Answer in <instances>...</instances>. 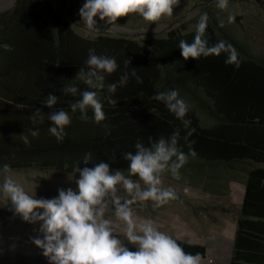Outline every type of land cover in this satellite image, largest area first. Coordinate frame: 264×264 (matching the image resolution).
<instances>
[{
  "label": "trees",
  "instance_id": "obj_1",
  "mask_svg": "<svg viewBox=\"0 0 264 264\" xmlns=\"http://www.w3.org/2000/svg\"><path fill=\"white\" fill-rule=\"evenodd\" d=\"M214 15L203 11L191 33L141 44L101 25L91 29L96 39L82 37L52 0H21L1 13L0 173L45 167L90 175L145 153L194 161L199 173L231 169L239 178L230 171L228 182L246 187L232 262H242L244 251L264 253V58L226 34ZM147 47L166 56V71ZM30 132L35 138L27 141ZM241 164L252 166L238 174ZM156 244L206 259L203 246L171 238Z\"/></svg>",
  "mask_w": 264,
  "mask_h": 264
},
{
  "label": "rangeland",
  "instance_id": "obj_2",
  "mask_svg": "<svg viewBox=\"0 0 264 264\" xmlns=\"http://www.w3.org/2000/svg\"><path fill=\"white\" fill-rule=\"evenodd\" d=\"M18 1L0 0V14ZM242 1L52 0L56 12L82 37L96 39L99 35L91 29L101 25L111 37L141 44L170 32L198 30L203 11L209 9L226 34L264 58V0ZM236 17H240L238 24L232 21ZM147 49L151 60L166 71V56ZM162 77L159 86L165 90ZM185 102L204 126H212L197 101L186 98ZM30 136L35 134L22 137ZM164 162L149 157L140 168L128 171L114 165L107 175L109 168L90 175L43 168L0 175V264H214L215 257L218 263L229 260L233 242L227 240L240 215L243 190L233 189L228 181L230 171L233 178L239 176L220 167L199 173L194 161L179 157ZM251 166L241 164L235 170L241 174ZM160 238L204 246L209 258L207 253L202 261L176 256L157 246Z\"/></svg>",
  "mask_w": 264,
  "mask_h": 264
},
{
  "label": "crops",
  "instance_id": "obj_3",
  "mask_svg": "<svg viewBox=\"0 0 264 264\" xmlns=\"http://www.w3.org/2000/svg\"><path fill=\"white\" fill-rule=\"evenodd\" d=\"M233 184H234L233 189L239 188L240 191L243 190V196H242V204H243L244 196H245V192H246V187L243 184H238V183H233ZM241 207H242V205H241ZM232 228H233L232 234H231L230 238L227 240V241L231 240L233 242V247H232V251H231V258L229 260H228V258H226V259L224 258L223 260H220L223 262L218 263V259L215 257L214 264H232L233 263L232 257H233V253H234V245H235L236 235L238 232L237 224L235 227L232 226ZM241 255H242L241 258L243 259V261L239 262V259H237L233 264H264V263H262L264 261V253H262L261 251H255V250L244 251L241 254H239V256H241ZM207 258H209L208 253H207ZM190 259L194 260V261L200 260L197 258H190ZM200 261H202V260H200Z\"/></svg>",
  "mask_w": 264,
  "mask_h": 264
},
{
  "label": "clouds",
  "instance_id": "obj_4",
  "mask_svg": "<svg viewBox=\"0 0 264 264\" xmlns=\"http://www.w3.org/2000/svg\"><path fill=\"white\" fill-rule=\"evenodd\" d=\"M80 25V24H79ZM90 39H92V38H90ZM32 138H35V137H28V139H27V141H29L30 139H32ZM26 139V138H25ZM149 157H155V158H158V157H156V153H145V154H143L141 157H137V158H135L131 163H129V162H127V161H124V164L122 165V166H117V164L116 163H112L111 165H109V166H106V167H102V168H109V170H108V172L106 173V175L107 174H109V172H111V170H112V168L114 167V165L115 166H117L118 168H125V169H127L128 171H131V170H133V168H140L141 166H143V164L146 162V160H147V158H149ZM169 157H172V156H169ZM173 157H175V156H173ZM180 158V157H179ZM166 159H168V158H166ZM160 160V162H162V163H165L164 161L165 160H161V159H159ZM43 169L45 168V167H42ZM12 173H18V172H11V173H9V174H12ZM0 175H8V174H2V173H0ZM237 236V235H236ZM175 240V239H174ZM208 243V242H207ZM192 246V245H191ZM195 246H197V245H195ZM198 246H200V245H198ZM204 247V246H203ZM206 248V247H205ZM206 250H208L207 248H206ZM171 252V251H170ZM176 255V254H175ZM177 256V255H176ZM180 257V256H179ZM181 258H183V257H181Z\"/></svg>",
  "mask_w": 264,
  "mask_h": 264
},
{
  "label": "built area",
  "instance_id": "obj_5",
  "mask_svg": "<svg viewBox=\"0 0 264 264\" xmlns=\"http://www.w3.org/2000/svg\"><path fill=\"white\" fill-rule=\"evenodd\" d=\"M210 263L212 264L213 262L211 261Z\"/></svg>",
  "mask_w": 264,
  "mask_h": 264
}]
</instances>
